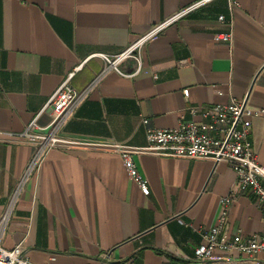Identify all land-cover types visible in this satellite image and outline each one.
<instances>
[{
	"label": "crops",
	"instance_id": "obj_1",
	"mask_svg": "<svg viewBox=\"0 0 264 264\" xmlns=\"http://www.w3.org/2000/svg\"><path fill=\"white\" fill-rule=\"evenodd\" d=\"M203 1L0 0L3 249L20 248L32 264H94L104 258L132 264H259L264 259L219 252L212 261L196 260L202 234L217 224L221 200L231 192L228 233L262 230L256 198L234 188L236 174L227 163L135 156L150 189L144 196L117 154L54 149L41 166L31 167L35 149L18 142L80 65L71 86L79 93L91 91L61 129L69 140L143 149V120L151 128L175 129L181 119H191L190 108L202 111L232 100L264 110V0ZM163 25L135 52L142 58L138 75L105 73L101 55L117 56ZM228 32L232 45L215 41ZM118 68L131 76L138 65L128 59ZM48 122L46 116L40 120L43 126ZM250 142L264 165V116L254 119Z\"/></svg>",
	"mask_w": 264,
	"mask_h": 264
},
{
	"label": "built area",
	"instance_id": "obj_2",
	"mask_svg": "<svg viewBox=\"0 0 264 264\" xmlns=\"http://www.w3.org/2000/svg\"><path fill=\"white\" fill-rule=\"evenodd\" d=\"M210 0H205L208 2ZM202 3L184 10L174 19L186 15ZM232 10V8H231ZM173 19V20H174ZM172 21V20H171ZM219 22L225 23L226 18L221 16ZM230 26V25H229ZM165 25L155 28L133 44L125 52L117 56L101 55L109 71H115L124 77H134L142 71V58L135 55L145 43L164 29ZM233 33L219 34L215 37L217 43L232 45ZM133 59L138 68L134 75H126L118 68L124 61ZM187 61L180 62L185 66ZM189 64V63H188ZM71 73L60 88L51 96L43 109L26 126L23 133L19 134V143L32 146L35 155L31 167L41 166L47 152L60 150H73L78 148L99 149L117 154L127 171L129 178L138 186L144 196L150 195L147 180L139 172L134 157L142 154L172 157L189 160H212L216 164L227 163L236 174L234 188L241 193L253 195L263 217L262 230L259 233L245 236L242 232L230 235L227 231V221L231 205L234 201V193L221 200V215L217 224L209 231L202 234V243L196 249V260L199 263L212 261L219 252L238 253L248 258H255L258 254L264 255V165L260 164L250 142L253 121L264 116V110H254L247 107V101L238 102L232 100L230 104L215 105L211 108L199 111L197 108L188 110L190 120L181 119L175 129L159 130L149 126V120L142 123L146 131V148H132L122 144H93L62 138L60 132L75 110L87 100L91 88L84 92H77L71 86V80L76 72ZM102 77V76H101ZM219 95H222L220 93ZM186 99L189 91H184ZM46 116L48 124H40L42 117ZM201 120L197 122L195 117ZM7 216L0 221V227L4 228ZM0 264H32L23 256L20 248L5 250L0 246ZM43 264H51L50 260ZM94 264H132L131 261L112 263L107 258ZM264 264V259L259 262Z\"/></svg>",
	"mask_w": 264,
	"mask_h": 264
}]
</instances>
